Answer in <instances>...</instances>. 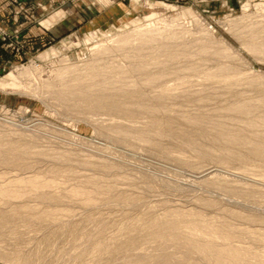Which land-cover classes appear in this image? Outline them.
<instances>
[{
    "label": "rangeland",
    "instance_id": "rangeland-1",
    "mask_svg": "<svg viewBox=\"0 0 264 264\" xmlns=\"http://www.w3.org/2000/svg\"><path fill=\"white\" fill-rule=\"evenodd\" d=\"M14 2L18 11L29 12ZM62 4L82 9L86 23L51 36L40 46L28 44L21 30H9L0 21V185L41 175L56 181L42 190L57 197H41L40 191L24 185L19 186L24 196L0 197V264H215L189 245L183 238L186 232H181L183 237L168 231L153 238L144 228L149 217L170 218L176 211L210 228L214 223L229 224L239 231L234 245L263 252L264 156L257 155L252 142L264 143V124L251 126L248 120L264 115L260 102L264 56L243 42L248 41L245 31L258 33L257 42L264 43V0H62ZM49 6H39L47 11L46 17L27 14L49 28L66 15L56 6V13H51ZM146 24L177 33L178 38L163 37L162 43L193 54L173 68L195 61L203 65V72L168 76L174 98L149 102L146 109L135 104L115 111L93 109L90 100L83 103L79 95H60L53 87L45 91L47 85L62 83L55 74L66 66L129 67L139 53L124 48L97 55L94 46ZM222 40L238 48L244 59L207 55L202 60L195 55L202 44L220 50ZM220 62L238 67L243 80L228 87L204 80L203 74ZM151 89L160 88L146 90ZM202 94L208 98L194 99ZM233 102L257 109L251 115L222 109ZM186 114L201 118L188 120ZM112 128L130 134H115ZM234 134L245 142L236 141ZM91 178L95 182L87 181ZM77 186L95 191V202L72 197L70 190Z\"/></svg>",
    "mask_w": 264,
    "mask_h": 264
},
{
    "label": "bare ground",
    "instance_id": "bare-ground-1",
    "mask_svg": "<svg viewBox=\"0 0 264 264\" xmlns=\"http://www.w3.org/2000/svg\"><path fill=\"white\" fill-rule=\"evenodd\" d=\"M246 6L248 7V5ZM142 26L134 28L133 31H130L127 34H124V32H120L118 33L117 37L111 38L109 42L100 43L94 46V53L97 55L112 53L117 50L123 51L122 49L124 48H129L132 49L133 52L139 53L141 57L136 58L138 57V55L135 56V61L132 62L129 67L125 68L127 70L115 64L102 65L101 63L86 64L85 66H83L82 69H69L66 66L64 68L58 69V72L55 74V76L63 80L62 83L58 85H47L45 91L50 90L53 87L55 92L59 93L60 95H79L81 96V98H83L80 99V102L84 103L85 101L90 100V102L94 103L91 108L100 110L111 109L115 111H122L127 110L129 108L131 109L135 104H137L140 108L146 109L151 106L149 105V102H154L156 100L167 101L169 97L171 95L173 96L174 94L171 88L172 85L169 86L167 84V78L169 79L168 76L181 72H200L203 65L201 61H195L193 63L184 64L183 66L180 65L177 68L174 67V69L173 64L175 65V63L177 62L179 63L182 58L184 59L186 57H192L193 54H189L186 49L177 52L172 49V46L168 45L165 42L162 43L163 37L167 39L178 38L177 33L161 31L152 26H147V24L146 27ZM248 28H250L251 30H255L253 29L254 26H249ZM244 33L247 36L248 41L247 43L243 42V45L251 52L257 55L264 56V43L261 44L257 42V39H259L260 35L255 32L247 33L244 31ZM219 43L221 44V48L220 50L216 51L210 49L209 44L198 45L199 51L196 52L195 55L198 54V56L200 55L201 58L203 56L205 57V59L207 55H214L218 59H223L224 57H233L235 55L238 59L240 57L243 58L240 50L234 45H232L229 41L222 40ZM143 52L149 53L144 56L141 55ZM162 56H165V59H162ZM237 69L238 67H234V65L231 63L220 62L214 70L205 72L203 74V78L206 81L215 82V84L216 82L219 84L223 83L227 87L228 85H237L239 84V81H242L244 78L242 76V73H239ZM177 75L180 76L181 74ZM183 84L185 83H181L180 85ZM55 86L57 87L55 88ZM148 87H159L160 89L157 91H153L151 89L152 92H154L152 93L150 92L151 90H146ZM191 92L193 93L195 91ZM198 92H200V90ZM202 92L203 91H201V93ZM200 95L199 97H195L194 99L202 101L205 100V98H208L204 97L206 95ZM260 102L263 103L264 98H261ZM166 108L171 109L170 107ZM222 109L229 112L230 114L242 113L251 115L253 112L256 111L257 107L255 105L251 106L247 103L233 102L224 106V108ZM184 118L188 120L198 121L201 117L197 114H186L184 115ZM248 121L251 126L264 124V115L259 118H251ZM112 130H114L115 134H126V136L130 134L128 130H123L122 128L110 129V131ZM234 139L238 142H245L244 137L238 136L237 134H234ZM252 143L254 146L253 150L256 151L257 155L264 156V143ZM1 144L2 142H0V145ZM25 147L28 148V150L31 149L30 146ZM92 178L90 180L88 179L87 181L95 182V179L93 180ZM55 183L56 181L54 179H46L41 175H35L31 177H16L12 179L8 184L0 185V197L4 199L22 197L24 196V193L22 190H20L21 188H19V186L24 185L40 191L41 197H45L48 199L57 198L52 193H44V191L42 190L44 188L54 187ZM95 193V191L88 190V187L84 188L83 186H77L70 190V195L72 197L84 196L83 198L86 201L84 203L86 204H92L95 202ZM177 212L178 211H176V213ZM46 213L51 214V212ZM176 213H173L174 216L170 218L168 215V217L165 216L163 219H157V217H152L151 220L149 217L148 220L150 221H148L147 223L145 222V227H143L151 231V235H153V238L165 235L168 231L170 233L172 232L171 234L175 237H183L181 232H186V235H184L185 237L183 238L187 239L189 245H192L191 247L196 250L197 253H202L204 255V258H208L215 264H264L263 250V252H261L260 250L258 252H255L256 250L254 251L249 247H245L246 245L236 246L233 244V240L236 237L237 232L239 231L234 230L235 228L233 229L229 226V224L226 225L224 223L219 222L220 224L224 225L219 226L220 224H218V226H216V224L214 223L215 227L213 226L212 228H210L208 226H205V222L204 224L202 223V226L199 224L198 221L197 224L196 222H192V219L188 220L186 217H184L186 215H183V212H181L182 214ZM211 222L212 220L210 221V225L212 224ZM184 226L186 227V229H184ZM252 230L253 229L250 230L249 228V231ZM246 231L243 232L245 233ZM252 232L256 233V231ZM257 233L256 237L260 238L258 237L259 235H257ZM148 234L150 233L148 232ZM260 234L262 233L260 232ZM261 236H263L262 238L264 239V235ZM220 239H222L223 241L220 242ZM208 259L206 260L208 261ZM25 264H31V262L27 261L25 262Z\"/></svg>",
    "mask_w": 264,
    "mask_h": 264
},
{
    "label": "crops",
    "instance_id": "crops-1",
    "mask_svg": "<svg viewBox=\"0 0 264 264\" xmlns=\"http://www.w3.org/2000/svg\"><path fill=\"white\" fill-rule=\"evenodd\" d=\"M14 1L15 0H0V21L4 22L5 26L9 30H21V35L30 45L40 46L41 44H44L51 36L58 37L64 35L71 30L82 27V25L86 23L85 18L87 14H84L82 9H77L76 11L72 8L63 6L62 0H17L18 3L29 9V12L26 13L23 11H18L19 9L16 8ZM40 5H50L49 7H51V9L49 11L51 13L54 11V13H56L57 11L55 10L54 6L57 7L56 9H60L62 7L66 11V15L62 19L55 20L54 24L48 28L41 23L32 21L29 17V14H27L33 13L39 18L46 17L47 11H43L39 7ZM105 8L106 7H104V9ZM90 10L91 7H88V11H86V13H89ZM59 15H61V13H59L58 16Z\"/></svg>",
    "mask_w": 264,
    "mask_h": 264
}]
</instances>
